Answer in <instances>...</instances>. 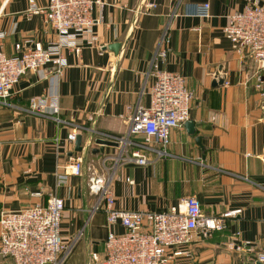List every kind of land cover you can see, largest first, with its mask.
I'll return each instance as SVG.
<instances>
[{"label":"crops","instance_id":"crops-1","mask_svg":"<svg viewBox=\"0 0 264 264\" xmlns=\"http://www.w3.org/2000/svg\"><path fill=\"white\" fill-rule=\"evenodd\" d=\"M100 1L101 11L94 7L92 17L100 12L101 19L77 40L78 55L63 50L67 66L59 76L49 65L26 71L0 100V211L43 204L50 193L61 197L60 234L70 246L63 264H95L91 255L102 258L107 230L123 228L107 227L104 212L90 210L94 196L83 177L68 176L56 186V163L80 155L86 175L89 166L97 174L111 167L117 209L164 211L191 195L206 217L221 221L223 228L207 236L191 231V255L178 257L177 264H260L255 255L264 251V90L254 86L251 58L235 52L221 32L227 15L247 1ZM147 1L154 6L142 11ZM33 2L46 6V0ZM28 3L0 0V51L6 55L14 54L17 42L45 45L55 38L41 14L28 13ZM164 28L169 50L161 68L180 74L192 92L187 121L193 132L184 125L171 128L167 154L156 158L143 150V165L119 146L94 151V138L124 135L130 110L148 105L149 64ZM42 93L58 95L59 116L69 125L24 111L28 98ZM72 128L81 135V152L65 139ZM36 191L41 195H31ZM231 210L239 212L221 216Z\"/></svg>","mask_w":264,"mask_h":264},{"label":"built area","instance_id":"built-area-1","mask_svg":"<svg viewBox=\"0 0 264 264\" xmlns=\"http://www.w3.org/2000/svg\"><path fill=\"white\" fill-rule=\"evenodd\" d=\"M240 10L227 15L221 27L231 48L245 52L257 68L254 86L264 90V1L246 0ZM100 0H46L40 8L29 0L28 13L41 14L43 21L55 30V38L45 45L40 42H17L14 54L0 51V100L11 95L13 86L26 71L49 65L59 76L67 66L64 49L79 54V37L101 19L92 17L94 7L99 11ZM154 6L143 2L141 10ZM204 14L207 3L202 5ZM5 32L0 30V43ZM169 36L162 29L151 60L148 73L153 78L149 88V103L146 107L136 106L127 117V131L124 135L102 133V138L117 142L120 151L127 152L126 158L138 165L147 162L145 151H152L156 158L165 156L169 143V131L181 127L188 120L192 92L184 85L183 77L173 71L161 68L167 52ZM57 94L42 93L28 98L24 111L51 119L56 124L69 125L59 116ZM75 129L65 136L73 142ZM129 147V148H128ZM110 157H117L110 155ZM103 174L91 173L87 178V191L94 196L91 211H103L107 227L118 224L121 233L107 230L103 240L102 258L91 257L95 264H177V258L190 256L189 233L197 232L207 236L212 230L223 228L221 221L206 217L194 196H185L164 211H131L114 207L111 190L112 169ZM82 175V157L73 155L64 164L56 163L54 177L56 186L64 184L68 176ZM128 183L132 182L125 178ZM40 196L39 191L32 192ZM63 200L50 193L43 204L34 203L13 211H0V264H63L70 246H66L60 234ZM239 210L222 213V217L233 216ZM239 250L242 245H233ZM255 259L264 264V251L257 252Z\"/></svg>","mask_w":264,"mask_h":264},{"label":"water","instance_id":"water-1","mask_svg":"<svg viewBox=\"0 0 264 264\" xmlns=\"http://www.w3.org/2000/svg\"><path fill=\"white\" fill-rule=\"evenodd\" d=\"M114 48V47H117V43H113L111 44V48ZM183 125L185 127H187L189 130V132H193V124L189 121H185L183 123ZM199 138L196 137V141H198ZM93 143L98 145V148L94 149V151H99V152H102L103 151V147L104 146H113V147H117L118 144L117 142L115 141H112V140H109V139H104L102 137H97V138H94L93 139ZM83 150L82 146H81V135L80 134H76L75 135V138H74V141H73V151H76V152H81Z\"/></svg>","mask_w":264,"mask_h":264},{"label":"rangeland","instance_id":"rangeland-1","mask_svg":"<svg viewBox=\"0 0 264 264\" xmlns=\"http://www.w3.org/2000/svg\"><path fill=\"white\" fill-rule=\"evenodd\" d=\"M258 71V70H257ZM70 156H73V155H69V156H67L66 157V160L64 161V162H60V161H58L57 163H60V164H64L66 161H67V159H68V157H70ZM82 157V156H81ZM84 160H83V158H82V175L81 176H79V177H83L84 179H85V185H86V183H87V178H88V176L91 174V173H95V172H91V171H93V169H92V167H88L87 168V170H89V174H87L86 175V172H85V167L83 166V162ZM91 172V173H90ZM95 174H97V173H95ZM86 188H87V185H86Z\"/></svg>","mask_w":264,"mask_h":264}]
</instances>
